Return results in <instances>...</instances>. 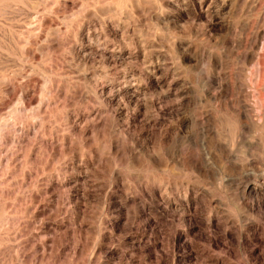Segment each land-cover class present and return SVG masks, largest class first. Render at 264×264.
Here are the masks:
<instances>
[{"label": "rangeland", "instance_id": "obj_1", "mask_svg": "<svg viewBox=\"0 0 264 264\" xmlns=\"http://www.w3.org/2000/svg\"><path fill=\"white\" fill-rule=\"evenodd\" d=\"M253 94L264 95V0H0V264H88L69 227L73 176L106 143L149 133L166 137L167 196L254 217L241 251L264 264V122L246 126L228 105Z\"/></svg>", "mask_w": 264, "mask_h": 264}, {"label": "clouds", "instance_id": "obj_2", "mask_svg": "<svg viewBox=\"0 0 264 264\" xmlns=\"http://www.w3.org/2000/svg\"><path fill=\"white\" fill-rule=\"evenodd\" d=\"M165 139L158 133L130 134L118 137L115 144L106 143L91 167L81 160L84 166L74 174L75 182L68 189L79 220L71 218L69 227L86 249L84 259L91 264L99 249L104 264H127L125 251L135 257L132 264H246L239 238L254 217L240 211L223 218L218 209L213 216L206 195L196 200L195 210L185 203L182 192L168 197L171 171L159 161L166 152ZM77 176L82 179H75ZM216 187L219 191L220 185ZM158 188L162 195L153 203L145 193L152 196ZM193 216L198 226L186 222V217ZM129 237L130 243H123ZM201 240L207 243L201 245ZM161 243L163 248H157ZM184 245L189 247L179 252L178 246ZM114 247L119 252H113ZM100 259L97 257L96 264Z\"/></svg>", "mask_w": 264, "mask_h": 264}, {"label": "bare ground", "instance_id": "obj_3", "mask_svg": "<svg viewBox=\"0 0 264 264\" xmlns=\"http://www.w3.org/2000/svg\"><path fill=\"white\" fill-rule=\"evenodd\" d=\"M228 105L229 110L246 126L257 128L261 122H264V95L253 94V97L251 95L232 97L228 101ZM244 146L251 157L249 162L253 163V143L244 142ZM222 154L226 160L239 158L238 153L227 148H222Z\"/></svg>", "mask_w": 264, "mask_h": 264}]
</instances>
